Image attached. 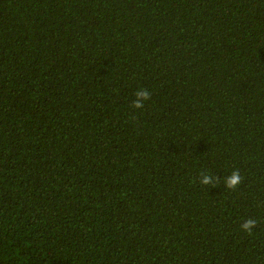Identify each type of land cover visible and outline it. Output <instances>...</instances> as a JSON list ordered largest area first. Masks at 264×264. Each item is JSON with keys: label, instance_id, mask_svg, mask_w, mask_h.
Here are the masks:
<instances>
[{"label": "trees", "instance_id": "16d2710c", "mask_svg": "<svg viewBox=\"0 0 264 264\" xmlns=\"http://www.w3.org/2000/svg\"><path fill=\"white\" fill-rule=\"evenodd\" d=\"M0 264H264V0H0Z\"/></svg>", "mask_w": 264, "mask_h": 264}, {"label": "clouds", "instance_id": "9594fccd", "mask_svg": "<svg viewBox=\"0 0 264 264\" xmlns=\"http://www.w3.org/2000/svg\"><path fill=\"white\" fill-rule=\"evenodd\" d=\"M136 99L134 100L132 107L140 109L144 106V102L149 100L151 93L147 89H141L135 93ZM242 176L238 169L233 170L229 175L223 178V184L226 189L235 190L242 183ZM219 182V178L208 172H201L199 177V183L204 186L216 187ZM257 221L252 218L244 220L240 228L249 235L252 234L253 229L256 227Z\"/></svg>", "mask_w": 264, "mask_h": 264}]
</instances>
